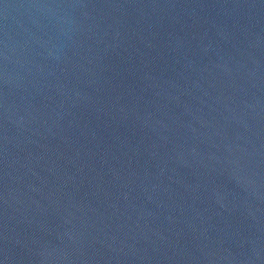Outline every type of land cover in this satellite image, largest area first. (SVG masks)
I'll list each match as a JSON object with an SVG mask.
<instances>
[{
  "label": "water",
  "instance_id": "water-1",
  "mask_svg": "<svg viewBox=\"0 0 264 264\" xmlns=\"http://www.w3.org/2000/svg\"><path fill=\"white\" fill-rule=\"evenodd\" d=\"M0 264H264V0H0Z\"/></svg>",
  "mask_w": 264,
  "mask_h": 264
}]
</instances>
